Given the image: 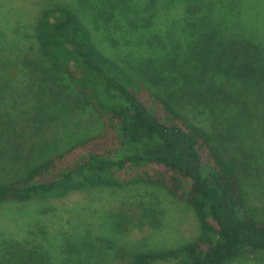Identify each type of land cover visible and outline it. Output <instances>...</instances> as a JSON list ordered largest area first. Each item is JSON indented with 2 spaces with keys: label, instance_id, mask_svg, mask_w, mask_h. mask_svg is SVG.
Listing matches in <instances>:
<instances>
[{
  "label": "trees",
  "instance_id": "trees-1",
  "mask_svg": "<svg viewBox=\"0 0 264 264\" xmlns=\"http://www.w3.org/2000/svg\"><path fill=\"white\" fill-rule=\"evenodd\" d=\"M263 1L75 0L32 10L33 37L19 47L0 30V138L24 146L21 164L0 154L10 168L0 204L151 185L191 208L198 232L127 264L264 251V217L243 183L255 146L229 144L249 121L264 131ZM87 110L97 127L73 132ZM0 264L54 263L41 245L11 240L0 241Z\"/></svg>",
  "mask_w": 264,
  "mask_h": 264
},
{
  "label": "rangeland",
  "instance_id": "rangeland-1",
  "mask_svg": "<svg viewBox=\"0 0 264 264\" xmlns=\"http://www.w3.org/2000/svg\"><path fill=\"white\" fill-rule=\"evenodd\" d=\"M53 3H65L76 9L75 0H0L3 44L10 42L19 47L31 39L29 13ZM261 15L264 27L262 10ZM82 19L86 21L84 16ZM99 46L103 49L102 44ZM78 119L73 132L85 133L97 127L96 117L88 110ZM0 123L2 127L8 123L2 113ZM246 127L247 134L243 136L241 132L239 141L235 139L229 144L230 148L240 143L245 148L255 146L257 160L250 166L243 183L250 209L264 217V131L256 133L253 121ZM66 130L61 133L63 137L69 135ZM57 138L62 140L60 136ZM0 140L2 157L12 160V155L19 154L17 163L21 164L23 142L20 140L19 150L17 145L4 142L3 137ZM3 165L0 161V171L10 172ZM4 173L0 172V178L6 176ZM197 232L191 208L171 201L165 190L145 184L94 188L64 198L0 204V241L29 240L31 244L41 245L54 264H70L73 258L85 264H127L133 252L170 249L191 240ZM227 264H264V251L240 255Z\"/></svg>",
  "mask_w": 264,
  "mask_h": 264
}]
</instances>
